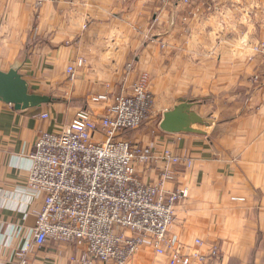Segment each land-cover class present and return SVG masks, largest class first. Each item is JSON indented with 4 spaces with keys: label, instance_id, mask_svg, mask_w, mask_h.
<instances>
[{
    "label": "crops",
    "instance_id": "obj_1",
    "mask_svg": "<svg viewBox=\"0 0 264 264\" xmlns=\"http://www.w3.org/2000/svg\"><path fill=\"white\" fill-rule=\"evenodd\" d=\"M152 1L0 0V71L17 70L30 94L49 98L27 110L0 100V264H14L43 205V197L22 188L40 134L60 132L82 110L102 117L145 73L153 78L159 122L189 100L198 102L208 124L194 127L202 134H167L159 127L126 135L156 152L170 149L192 159L191 168L179 166L166 184L170 192H188L171 234L187 253L196 240L205 242L204 254L217 245L221 256L208 264H264V57L251 51L264 40V17L257 20L264 7L249 10V17L241 7L207 19L198 8L182 21L179 9ZM99 96L107 100L95 101ZM157 175L142 177L154 182ZM81 251L48 240L32 247L30 262L72 264ZM133 264L169 262L144 247Z\"/></svg>",
    "mask_w": 264,
    "mask_h": 264
},
{
    "label": "built area",
    "instance_id": "obj_2",
    "mask_svg": "<svg viewBox=\"0 0 264 264\" xmlns=\"http://www.w3.org/2000/svg\"><path fill=\"white\" fill-rule=\"evenodd\" d=\"M191 1L182 0L185 6ZM261 49L264 52V44ZM83 64V59L77 61L78 66ZM68 73L73 80L74 67ZM149 84L148 75H141L131 94L117 97L107 114L97 118L79 111L60 132H43L37 138L29 179L22 188L34 199L43 197V205L32 238L14 264H31L32 247L41 248L48 240L83 249L70 259L72 264H133L144 247L169 264L219 259L217 245L204 254L205 242L196 240L187 253L189 247L171 234L176 208L188 192L181 188L170 192L166 184L179 166L191 168L192 159L170 149L156 152L126 138L151 119L154 101ZM106 100L99 96L95 101ZM41 118L47 120L49 114ZM97 134L104 140L95 141ZM145 173L158 174V179L147 182Z\"/></svg>",
    "mask_w": 264,
    "mask_h": 264
},
{
    "label": "water",
    "instance_id": "obj_3",
    "mask_svg": "<svg viewBox=\"0 0 264 264\" xmlns=\"http://www.w3.org/2000/svg\"><path fill=\"white\" fill-rule=\"evenodd\" d=\"M0 100L14 105L17 110L39 107L49 102V98L29 93V87L17 70L8 73L0 71ZM197 101H183L172 110L167 111L160 122V130L167 134H202L194 129L196 125L208 126L198 114Z\"/></svg>",
    "mask_w": 264,
    "mask_h": 264
},
{
    "label": "rangeland",
    "instance_id": "obj_4",
    "mask_svg": "<svg viewBox=\"0 0 264 264\" xmlns=\"http://www.w3.org/2000/svg\"><path fill=\"white\" fill-rule=\"evenodd\" d=\"M136 2L138 0H135ZM142 3L145 2H153L152 0H139ZM160 6H172L175 9H179L178 10V14L180 15V17H183V15L185 14V16L182 19V21H187L189 19H191L192 17H195L194 13H199L198 12V8H202L204 10L205 13H203V17H206V19L209 17H216L217 14L216 13H225V12H229L230 14H234L235 11H239L242 7V9H246L247 11H245V15L251 16V13L249 12V10H251V12H254V9L257 7H264V0H192L191 3L188 6H185V4H183L182 0H160ZM191 8V10L189 12H187V9ZM194 9V13H192V10ZM261 9V8H260ZM182 12H181V11ZM257 9H255L256 11ZM226 15V14H225ZM264 17V15H260L258 17L257 20H262ZM198 21L200 19H197ZM264 20V19H263ZM201 21V20H200ZM199 21V22H200ZM259 35V31L257 32ZM264 34V33H260ZM264 36V35H263ZM257 43L255 45L251 46V51L255 52L259 57H264V52L263 49H261V46L264 44V40L262 41H256ZM248 47V46H247ZM258 48V50H257ZM250 49V48H249ZM85 63V60H84ZM144 75V74H142ZM145 75H148L145 73ZM149 80H150V84H149V90L151 92L154 104H153V110L151 113V116L147 122H145L138 130H136L137 132H142L144 130H146L145 132L150 133V132H159V118H155V97H154V93H153V78L151 77V75H148ZM255 82H258V78H254ZM137 82V81H136ZM135 82V83H136ZM134 83V84H135ZM133 84V86H134ZM132 86V87H133ZM132 91V88H131ZM131 91L129 94H131ZM128 95V94H127ZM119 97V96H118ZM117 99V98H116ZM115 99V102H116ZM116 106V103L115 105ZM113 106V107H114ZM203 128V127H202ZM205 130V129H202ZM134 131V132H136Z\"/></svg>",
    "mask_w": 264,
    "mask_h": 264
}]
</instances>
